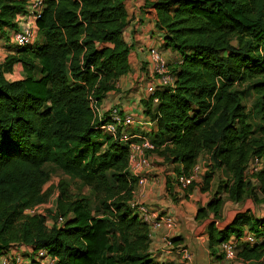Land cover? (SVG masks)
Listing matches in <instances>:
<instances>
[{"label":"trees","instance_id":"obj_1","mask_svg":"<svg viewBox=\"0 0 264 264\" xmlns=\"http://www.w3.org/2000/svg\"><path fill=\"white\" fill-rule=\"evenodd\" d=\"M43 1L39 42L10 45L0 64V260L26 247L25 258L44 250L54 264H159L134 205L130 146L121 127L116 136L104 131L112 111L100 117L93 108L132 71L125 0ZM27 2L0 0V32L15 27ZM141 10L161 49L179 55L168 60L174 87L156 93L154 108L153 98L146 104L157 123L148 155L181 165L176 175L188 178L207 157L201 184L184 192L212 195L196 219L208 222V249L222 259L220 246L246 228L264 239V218L251 211L223 223L226 200L264 204V0H144ZM17 65L23 78L11 81ZM244 94L255 97L251 113ZM255 159L262 167L251 175ZM218 172L226 179L214 190ZM173 189L167 181L175 202ZM237 257L264 264V240L239 245Z\"/></svg>","mask_w":264,"mask_h":264},{"label":"crops","instance_id":"obj_2","mask_svg":"<svg viewBox=\"0 0 264 264\" xmlns=\"http://www.w3.org/2000/svg\"><path fill=\"white\" fill-rule=\"evenodd\" d=\"M143 3L144 0H125L130 23L126 28L124 36L126 41L132 46V71L121 78L116 85V89L110 91L100 105L103 115L108 116L113 109H117L123 116L132 115L135 117L134 123L123 126L121 130L123 136H132V138L138 135L149 134L150 131V134L157 131V123L150 127V119L145 114L146 104L150 99L146 90L151 70L148 51L152 47L161 48L163 41L160 34L156 32L154 21L142 13ZM10 30V28H6L4 31L9 32ZM10 33L12 36L11 31ZM163 54L169 61H173L179 57L177 53L169 51H163ZM10 76L15 78L10 79ZM22 78L23 68L21 65H17L14 73L8 76V79L11 81ZM155 106L152 104V108ZM150 161L151 167L141 173L142 177L146 178L147 181L143 186H138L134 202L135 204L141 203L154 210H159L163 215H170L175 221V224L171 226L163 225L159 229H150V250L157 263L254 264L253 262L240 259L227 261L224 258L216 259V257L212 256L208 249V222L196 219L198 210L206 206L212 195L195 189L186 197L184 190L179 188L178 184H173L170 179V177L173 178L177 174V170L182 169V166L179 164H167L164 158L154 153L150 154ZM169 180L174 188L173 193L178 198L175 202L171 200L167 192V181ZM195 184L199 185L201 183L196 182ZM229 204L225 203L224 205V218L225 206ZM232 219L225 220L223 223L227 224ZM245 230L247 231L248 228ZM176 237H180L181 241L177 244L169 245L168 242ZM28 250L26 247H13L11 255L23 257L24 262L30 264L33 255L30 258L24 257L29 252ZM186 252L191 255L188 260L185 259Z\"/></svg>","mask_w":264,"mask_h":264},{"label":"built area","instance_id":"obj_3","mask_svg":"<svg viewBox=\"0 0 264 264\" xmlns=\"http://www.w3.org/2000/svg\"><path fill=\"white\" fill-rule=\"evenodd\" d=\"M45 9L43 0H28L26 8L23 12L18 14L15 19V27L11 29L12 32V44L18 47H25L33 45L37 42L38 28L37 21L41 18ZM148 54L151 59V69L153 70V78H156L155 83H151L147 87V92L152 99V104L157 105L159 99L155 97L156 93L166 89L174 87V76L168 67V60L164 56L160 48L152 47L149 49ZM94 111L98 116H102L101 109L93 106ZM135 118L131 116H123L117 109H113L110 114V122L103 128L104 131L110 136H116L118 128L126 125H130L135 122ZM155 121L149 120V125L152 127ZM151 133V131H150ZM121 141L128 143L130 146V164L129 170L133 176L138 177L139 185L143 186L146 183V178L142 177L143 171L151 167V161L148 153L155 150L157 147L147 135H138L137 137L122 136ZM262 167V162L259 159H255L249 169L251 175L259 172ZM191 177H187L185 174L175 175L173 179L175 184L179 185V188L184 190L191 183L202 182V177L207 172V168L203 162L198 163L192 171ZM137 211L141 219L149 225L151 229H159L163 225H174L175 221L170 215H163L159 210H154L145 204H135ZM33 212V211H28ZM62 221V220H61ZM60 221V222H61ZM258 242V239L249 231H246L240 238L232 237L227 242H224L221 246V252L223 257L227 261L237 259V252L239 245L248 243L253 245ZM172 245V242H168ZM190 253H185V259H190ZM35 259L40 264H54L55 260L49 258L44 250H40L35 254ZM0 264H26L21 257L13 259L10 255L4 256L0 260Z\"/></svg>","mask_w":264,"mask_h":264},{"label":"rangeland","instance_id":"obj_4","mask_svg":"<svg viewBox=\"0 0 264 264\" xmlns=\"http://www.w3.org/2000/svg\"><path fill=\"white\" fill-rule=\"evenodd\" d=\"M37 41L39 42L38 36H37ZM10 45H12V39H11L10 31L9 32H6V31L0 32V64L3 62V60L7 56V53H8V49L7 48ZM160 50L163 52V50L161 48H160ZM131 55H132V53H131ZM130 60H131V58H130ZM150 61H151V59H150ZM143 66L146 67L145 64H143ZM141 69L143 70L142 67H141ZM149 73H150V77H149V82L147 83V86H146V90H147V87H148L149 84L155 83V81H156V78H153L154 73H153L152 69L150 70ZM10 77H9L10 79H14L15 78V77H12V76H10ZM239 89L242 90V91H245L246 90V86L239 87ZM254 101H255V97L253 95L252 96H248V95H245V94L243 95L244 105L246 106L247 111L250 112V113H251V109H252V105H253ZM126 116L134 117L132 115H126ZM252 116H253V118H255V114L252 113ZM144 135H149V134H144ZM149 138L151 139L152 137L150 136ZM204 159H205V161H204L205 166H206V168L208 170V166H207L208 159H207V157H205ZM56 174L62 176L63 178H67L63 174V172H61L59 170H56ZM220 177H222V179H226V176H224V175H222V173L218 172V175L216 176V178L214 180V184H213V189L214 190L217 188L218 182L221 179ZM81 185H82L81 182H75L74 187H75L76 190H79V189H81ZM91 187H92V184L87 183L86 187L82 188V190H84V193L89 194L90 190H91ZM139 193H140V191H139ZM227 203H230V204L225 206V218H224V220H231L232 217H234L237 213L246 212V211H251L252 213L257 215L258 217L264 218V204L255 205L251 200L246 201L243 204H234V203L226 200V204ZM263 240H264L263 238L258 239V243H260ZM33 257L35 259V255ZM33 257H32V259H33ZM21 259H23V257H21ZM237 259H238V257H237ZM235 260L236 259H233L231 261H235Z\"/></svg>","mask_w":264,"mask_h":264}]
</instances>
